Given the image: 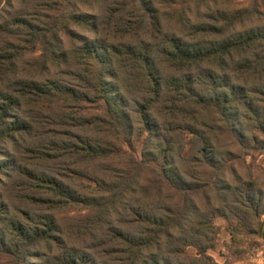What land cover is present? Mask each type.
Returning <instances> with one entry per match:
<instances>
[{
	"label": "trees",
	"instance_id": "1",
	"mask_svg": "<svg viewBox=\"0 0 264 264\" xmlns=\"http://www.w3.org/2000/svg\"><path fill=\"white\" fill-rule=\"evenodd\" d=\"M209 2L35 0L0 22V264H221L216 216L260 232L236 166L264 150L263 13Z\"/></svg>",
	"mask_w": 264,
	"mask_h": 264
},
{
	"label": "rangeland",
	"instance_id": "2",
	"mask_svg": "<svg viewBox=\"0 0 264 264\" xmlns=\"http://www.w3.org/2000/svg\"><path fill=\"white\" fill-rule=\"evenodd\" d=\"M33 3L35 0H29ZM210 1V0H208ZM257 2V7L260 12L263 13L261 18H264V0H215L209 2L210 8L233 10V9H249L253 7L254 2ZM30 2L27 0H3L0 5V22H3L7 17L17 16L25 14V12L37 13L38 9L31 7ZM174 7H178L183 13L190 16L196 15L192 6L196 5L195 0H176ZM206 4V3H205ZM83 11H89L88 8L82 7ZM191 11V13L189 12ZM206 11L205 5L200 8V13L204 14ZM29 14L31 17L37 14ZM41 13V12H40ZM259 16V15H256ZM78 30V29H77ZM91 35V34H89ZM39 50L36 49L34 53L39 54ZM264 138V137H263ZM1 158V156H0ZM245 163L237 164V169L243 177H248L254 185H257L264 195V150L251 152V154L244 155ZM249 210H251L249 208ZM215 224L219 227L215 247L208 249L210 254L217 262L221 264H264V238L261 235V231L264 223V216L259 220V224L255 227L260 232L247 233L245 230H234L232 239L233 223L236 219L233 218L231 223L222 216H216L214 218ZM236 234V235H235Z\"/></svg>",
	"mask_w": 264,
	"mask_h": 264
}]
</instances>
